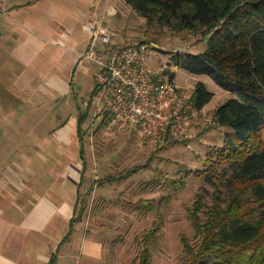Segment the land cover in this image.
Returning <instances> with one entry per match:
<instances>
[{
    "label": "trees",
    "instance_id": "obj_1",
    "mask_svg": "<svg viewBox=\"0 0 264 264\" xmlns=\"http://www.w3.org/2000/svg\"><path fill=\"white\" fill-rule=\"evenodd\" d=\"M124 2L145 17L150 25L209 35V46L205 51L175 53L172 59L191 74L209 75L222 89L238 94L214 110V123L227 128L223 144L215 145L207 152L201 169L183 173L184 176L197 175L209 182L224 179L228 195L224 197L220 191L206 211L203 199H196L189 211L196 241L192 243L186 237L182 238L184 264H264V0ZM93 94L92 91L83 98L75 94L76 99L72 101L74 111L69 110L66 99H54L65 106L66 116H58L62 123L73 114L77 115L83 160L75 215L65 241L71 239L77 228L83 227L89 205L96 208L95 211L91 208L93 215L100 213L99 199L96 201L94 196L98 190L116 181L122 182L142 168V165H135L128 169V173L108 170L105 174L98 171L93 175L89 150ZM3 95L9 99L12 97L5 92ZM214 96L206 82L196 83L194 101L199 108L206 107ZM105 119L100 115L97 121L96 143L101 134L108 136L101 131ZM122 133L139 134L136 130L126 129L112 136ZM161 178L165 186L173 189L186 184L182 177L169 178L163 172ZM166 198L171 200V194L161 202ZM149 200L140 198L136 202L130 201L129 206L151 208L153 205ZM158 228L152 229L141 240L142 248L133 264H151L153 254L147 241L157 239ZM54 262L55 258L51 264Z\"/></svg>",
    "mask_w": 264,
    "mask_h": 264
},
{
    "label": "crops",
    "instance_id": "obj_2",
    "mask_svg": "<svg viewBox=\"0 0 264 264\" xmlns=\"http://www.w3.org/2000/svg\"><path fill=\"white\" fill-rule=\"evenodd\" d=\"M79 1L22 5L29 23L25 29L0 14V26L12 41L5 49L0 46V94L18 99L9 112L0 107V264H51L54 258L53 264L109 261L95 229L86 233L77 228L65 241L83 171L77 115L63 123L57 117L49 127L43 107H37L40 99H66L74 111L72 96L88 97V89L93 91L91 62L80 56L90 42L87 22L99 18V12H89L92 2ZM7 64H22L23 69H8ZM0 103L9 109L7 102ZM28 110L41 114L36 120Z\"/></svg>",
    "mask_w": 264,
    "mask_h": 264
},
{
    "label": "rangeland",
    "instance_id": "obj_3",
    "mask_svg": "<svg viewBox=\"0 0 264 264\" xmlns=\"http://www.w3.org/2000/svg\"><path fill=\"white\" fill-rule=\"evenodd\" d=\"M41 1L0 0V9L2 10L0 14H2V18L6 19V22H10L8 18H11L17 25L16 28L25 29L29 23L23 18L22 5L27 7L28 3L32 2L39 6ZM86 1L92 2V7H88L89 12L98 10L99 19L114 31L115 45L122 47L133 42L146 43L152 49L153 65L158 69L163 68L175 73L178 85L195 88L198 81L206 82L209 90L215 93L213 99L206 106L211 114H214V108L219 104L230 98L238 97V94L222 89L209 75L191 74L177 66L172 59L175 53L197 54L205 51L209 46V35L204 36L199 32L188 30L163 28L157 24L150 25L145 17L138 15L124 0ZM78 29L82 31V29ZM9 33L0 26V46L4 49L12 42ZM82 34L85 33L82 31ZM87 65L91 67L90 74L93 72L94 78V73L97 70L96 65L93 63ZM5 66L12 70L21 71L23 69L22 64L21 66L14 65L15 68H11L12 64ZM8 69H6V75L9 73ZM93 78L90 76L91 83L94 82ZM90 90L88 89L86 93L92 92ZM61 97L60 95L58 98ZM2 98L0 102H7L9 109L1 103L0 107L7 109V112L11 111V103L13 107L17 105L18 99L11 100L4 95ZM22 101L19 102L22 103ZM40 103L42 104L37 107L41 109L43 107V118L48 120L49 127L59 115L64 117L67 114L62 102L53 99L44 102L40 99ZM69 110L71 111V106ZM26 114L32 113L28 110ZM39 114L41 113L34 116L32 114L31 118L37 120ZM27 118L30 116L28 115ZM8 122L7 119L6 123ZM226 131L227 128L219 127L213 123L210 129L187 143H172L165 146L144 142L139 134L131 133H122L117 136L101 134L98 143H96V139L93 144L89 141L92 160L90 167L94 168L93 175H97L98 171L105 174L108 170L113 173L117 171L128 173V169L131 167L142 165L137 174L122 182L116 181L113 184H108L98 190L94 196L96 201L99 199L98 210L100 213L93 215L91 208L92 211H95L96 208L89 205L85 215L83 230L86 233H91L89 229L93 228L97 232L92 234L102 237L108 251L107 260L109 261L106 264H133L134 258L141 251V240L158 226L157 239L147 241L153 254L151 264H184L182 238L186 237L192 243L196 241V230L189 214L196 199L198 197L203 199L204 211H206V207L213 204L215 195L220 194V191L223 193L222 196L227 197L228 195L224 179L217 178L214 182H209L197 175L184 176L183 173L186 170L201 169L204 166L207 152L213 146L223 144ZM161 172L169 178L179 179L182 177L186 183L185 186H180L177 189L165 186ZM85 189L86 187L84 191ZM169 194L172 199L166 198L161 202ZM140 198L150 199L148 202L153 206L151 208L129 206L130 201L136 202Z\"/></svg>",
    "mask_w": 264,
    "mask_h": 264
},
{
    "label": "built area",
    "instance_id": "obj_4",
    "mask_svg": "<svg viewBox=\"0 0 264 264\" xmlns=\"http://www.w3.org/2000/svg\"><path fill=\"white\" fill-rule=\"evenodd\" d=\"M103 22L88 20L90 42L80 56L97 67L90 119L92 144L100 115L106 117L102 133L136 130L144 142L160 145L190 141L212 127L214 114L195 104L194 88L178 85L175 73L156 68L148 44L115 45L114 31Z\"/></svg>",
    "mask_w": 264,
    "mask_h": 264
}]
</instances>
